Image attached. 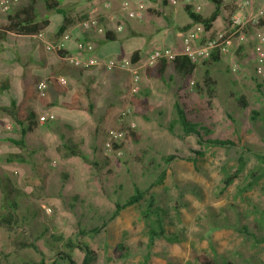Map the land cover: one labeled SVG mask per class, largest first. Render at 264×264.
<instances>
[{
	"label": "rangeland",
	"instance_id": "1",
	"mask_svg": "<svg viewBox=\"0 0 264 264\" xmlns=\"http://www.w3.org/2000/svg\"><path fill=\"white\" fill-rule=\"evenodd\" d=\"M248 1L250 5L244 9L247 13L242 10L243 13L239 16L253 14L260 7L257 0ZM239 3L235 4L238 10ZM92 7L88 6L87 9ZM62 8L68 17L75 21L73 23L79 22L84 11L74 12L75 9L71 8L67 1ZM35 10L38 18L45 19L48 27L51 26V34L48 31L43 32L47 40L51 43L58 42L57 28L63 23V16L46 10L43 0H39ZM260 31L264 34V26ZM254 34L253 29L247 30L242 42L246 43V53L242 54V58L235 57L233 60L235 70L231 67L227 73L220 75L210 108L205 107L203 96L200 97L199 93L193 95L195 91L191 92L192 101H180L186 107L187 118L191 122L209 128L210 134L204 136V140H230L233 146L198 144L194 135L183 136L178 125L170 132L168 125L176 118L172 102L165 103L159 109H146L142 113L143 117L138 118L131 110L134 96L128 98L126 116H118L117 120H122L121 125L108 131H125L124 129L132 125L131 129L138 135V141L123 140L117 144L119 150H113V147L108 150L104 146L108 140L107 131L100 148H97L96 142L78 143L80 146L76 147L87 157L88 162L78 158L67 162L68 159L59 150V144L58 148L54 149L56 141H47L48 145L42 146L41 133L47 129L45 126L27 136L33 151L32 156L35 153L42 156L40 165H36L43 170L42 166H45L49 169L48 173H56L59 176V191L67 187L71 192H82V196L59 197V226L61 228L64 224L73 228L59 230V236L64 237L66 241L78 239L88 245L95 255L91 264H142L147 256L149 264H199L193 258L194 253L206 255L215 264H264V243L256 245L252 237L239 233V229L246 226L257 238L264 234V226L260 231L254 229V221L264 224V216L261 217L264 210V180L253 190L241 194V189L247 183L245 171L222 191L224 167L233 172L238 164L237 160L242 158L246 160V168L249 171L257 167L256 157L264 155V117L261 115L264 113V78L257 77L254 70ZM31 41L41 47L37 39L33 38ZM18 45L21 47L20 53L29 51V48H25L27 46L24 47V43L19 42ZM7 48H10L9 43L0 45V52L4 53L6 59H11L14 54L8 53ZM33 57L32 61L37 62L36 55ZM5 63L6 60L0 58V68L4 67ZM221 69L222 64H216L210 69V75L217 78L218 70ZM142 72L145 71H141L140 76L144 75ZM182 82L183 80L181 86L185 91L187 87ZM9 94L12 100L20 99L21 92L17 81L12 82ZM239 95L246 98L248 107L245 110L236 104L235 98ZM50 96L58 103L64 99L63 94L59 93L51 92ZM197 105H202L204 111L199 112ZM27 109L34 110V107L29 103ZM38 110L44 111L45 108L39 107ZM53 111L58 115L73 113L72 116L64 117L73 121L79 118L82 120L78 112H67L60 109L59 105L55 106ZM252 112L260 115L254 121L251 119ZM3 120L1 124L6 128V140L16 132L18 124L12 115ZM256 126L261 128L257 129ZM55 127L59 129V125ZM53 130L58 132L57 129ZM84 136L88 140L89 136ZM84 136L80 135V139ZM94 137L97 138L98 134ZM170 155L175 158L166 163L163 158ZM162 173L164 176L161 182H158L157 178ZM135 188L149 191L147 196L153 198L154 206L164 211L166 232L171 238L177 239V242L158 240L149 250L146 224L141 217L142 202L121 211L119 216L107 223L98 234L88 233L93 227L100 226L113 211L114 204L124 202L133 194ZM73 192L71 195H75ZM82 200L87 204H96L98 212L93 215V211L83 208L85 206L80 204ZM62 207H68L71 211H63ZM80 208L81 212H85L83 216L95 218L81 225L80 228L85 233L82 236L78 235L79 224L74 226L68 220L72 218L71 212L75 214ZM119 245L123 246L126 254L120 250ZM59 253H70L76 264L82 263L83 253L78 249L67 250L65 243L59 244ZM120 254H125V258L120 259ZM59 264L68 262L59 259Z\"/></svg>",
	"mask_w": 264,
	"mask_h": 264
},
{
	"label": "crops",
	"instance_id": "2",
	"mask_svg": "<svg viewBox=\"0 0 264 264\" xmlns=\"http://www.w3.org/2000/svg\"><path fill=\"white\" fill-rule=\"evenodd\" d=\"M61 1L59 0L60 8L67 1V3H70L71 8L75 9L74 12L84 10L77 23H73L75 21L70 19L72 17H68L67 12L64 10L70 23L67 25L66 30L59 34V42L63 43L65 51L70 56L80 55L75 42L82 40L93 45L92 54L100 59L131 60L136 58V63L142 64L147 55L154 49L182 50V37L192 27L183 30L191 24L185 10L184 0H179L176 5L169 4L167 0H126L133 8L138 3H145L147 11L142 19L131 18L119 9L120 3L124 0ZM220 1L219 17L212 24V28L205 32L199 42L200 44L215 37L221 30L228 29L231 17L243 13L242 10L235 7L239 0ZM263 1L257 0V3ZM104 3H109L110 9L103 10L102 5ZM29 4L30 0H17L11 12L27 7ZM198 5L200 11L197 14L203 18L209 17L215 10V5L209 0H198ZM88 6L93 7L88 10ZM94 9H98L97 12L103 16L101 19L102 24L113 35V40H106L104 33L83 30L80 27V21L89 17ZM244 13L247 12L244 10ZM6 19L7 14L0 11V25L5 24ZM37 19L45 20L39 19L38 15ZM61 25L58 26L59 29ZM117 25L122 27L118 32L115 30ZM50 27L47 25L44 32L48 31L51 34ZM65 36H68V39L65 40ZM32 39V36L12 35L8 41L0 42V45L9 43L10 48H7V52L14 54L11 59H6L4 53L0 52V58L6 60L5 66L0 68V105L10 106L11 102L15 101L9 97L11 84L17 81L20 86L21 76L25 72L47 79L57 63L55 53L44 52L41 47L33 44ZM19 42L24 43V47L27 46L25 48H29V51L20 53ZM245 47L246 43H238L234 40L230 54L219 56L218 62L210 63L208 66L203 64L207 61L194 65L195 69L192 74L186 78L177 75L172 65L162 66L161 62L155 68L145 70V72H142L144 75L140 78V90L132 101V112L137 114L138 118H142V113L146 109H159L165 103L170 102H172L173 109L175 102L178 100L192 101L190 98H192L191 92L193 91H195L194 96L199 93L198 95L203 96L206 101L207 97L204 91L198 92L195 90V85L201 86L206 68L210 74L212 67L216 64H222V69L218 70L217 78L210 75L219 84L220 75L227 73L228 68L234 66L232 63L235 57L242 58V54L246 53ZM33 55H36L37 62L32 61ZM86 57L87 53H81V58ZM253 64L254 60H252ZM64 77L67 84L60 87L59 92L51 89L50 86L48 87L45 98L48 106L40 104L37 98L26 104V110L35 114L31 130L27 131L22 139L21 128L26 129L28 126L24 123L22 127L17 125L16 132L12 136H8L15 141L22 139L24 147L17 146L7 139L4 140L6 128L1 123L4 122L3 118L8 114L0 113V264H39L42 262L44 264L51 262L59 264V244L63 245L67 242L64 237L59 236V230L65 231L71 228L64 224L61 228L59 226V197L82 196V192L78 191H72L75 195H71L72 192L67 187L59 191V176L56 173H48L47 179L39 186L31 183L36 179L33 167L36 164L40 165L42 156L36 153L32 156L33 151L27 136L39 127L45 126L47 129L41 133V145H48L46 144L47 141H56L54 149H57L59 144L60 152L69 162L78 157L68 155L69 152L65 146H77L79 148L78 143H86L87 141L91 144L96 142L97 148H100L101 145L103 146L102 140L106 138L107 131L121 125L120 121L117 120L118 116L128 107L130 77L127 73L106 72L101 67H91L83 69L77 77ZM182 80V83L186 84L187 87L185 91L181 86ZM190 82L194 83L192 90L189 89ZM218 87L220 88L219 85ZM20 92V99L15 102L22 100L21 86ZM51 92L63 94L64 99L58 103L57 100L51 98ZM29 103L32 104L34 110L27 109ZM71 103L78 104L81 109L69 110L64 107L65 104ZM57 105L67 112H78L82 120L79 118L73 121L64 117V115L67 117L72 116L73 113L56 114L53 108ZM39 107L45 108V110L40 111L38 110ZM48 115H53L54 119L44 123L38 121L39 117ZM56 125H59V129L55 127ZM53 129H57L58 132L55 133ZM77 134L88 135L89 138L87 140L84 136L80 139V135ZM95 134H98L97 138L94 137ZM34 157L36 159H33ZM42 167L46 171L49 170L45 166ZM80 204L85 206L83 208L93 211V215L98 212L96 204H87L83 200ZM67 208L62 207L61 210L70 212L71 210ZM81 210L82 208H80V211H75V214L71 212L72 218L68 219L74 226L79 224V228L76 227L78 230H83L80 227L86 224L85 222L95 219L94 216H83L85 212H81ZM64 231L63 235L65 236Z\"/></svg>",
	"mask_w": 264,
	"mask_h": 264
},
{
	"label": "trees",
	"instance_id": "3",
	"mask_svg": "<svg viewBox=\"0 0 264 264\" xmlns=\"http://www.w3.org/2000/svg\"><path fill=\"white\" fill-rule=\"evenodd\" d=\"M215 5V10L213 13L207 17L203 18L197 13L192 12L191 8L186 6L185 10L187 15L189 16L191 20V24L187 27H185L183 30L188 29L194 24H201L203 25V28L205 32L209 31L212 28V24L214 21L219 17V7L221 5L220 0H209ZM39 0H30V4L27 7H23L19 10H16L14 12H9L7 14L6 23L3 25H0V42L8 41V39L12 35H18V36H36L42 32L45 31L48 22L46 20H38L37 14L35 11V6ZM45 9L48 11H53L58 15L63 16V23L59 29L57 34H62L66 28L67 25H69V18L66 16V12L64 9L59 7V2L57 0H43ZM84 20V19H82ZM81 20V21H82ZM99 22L102 23V20L99 19ZM264 26V15L260 19L259 27ZM104 36L106 40H113V35L109 31L104 32ZM68 53L65 50L58 51L55 53L57 63L52 68L47 81L51 89L59 92L61 88L57 86L56 84V77L59 75H64L69 78L77 77L81 74L83 69H80L78 67H74L69 65L67 62L64 61V56ZM219 60V55L215 52L211 55V57L207 60L206 63H203L204 66H208L210 63H216ZM131 61L133 63H136V58H132ZM162 66H167L168 64L172 65L173 70L177 75L180 77L186 78L190 76L195 69V66L188 60V58L184 56H177L174 60L171 62L162 61L160 63ZM42 78L39 75L32 74L30 72H25L20 79V86L22 91V100L20 102H11L10 106H4L0 105V113H6L8 115H12L15 119L16 123L22 127L24 123L28 124L26 129L21 128V136L22 139L25 136L26 132L31 130V127L33 125V121L35 119V114L32 111L26 110V104L32 100H35V91L34 86L35 84L40 81ZM216 87L217 83L216 81L210 76L207 68L204 71V75L202 77V84L201 86L195 85V90L200 92L201 90L204 91L206 98V104L205 107L210 108L212 104V99L215 98L216 94ZM203 94V93H202ZM236 104L239 108L245 110L248 107V103L246 101V98L242 95H239L235 98ZM40 104L44 106H48L45 102V99L39 100ZM64 107H66L69 110H80L81 107L76 103L71 104H65ZM199 112L204 111L202 105H197L196 107ZM174 115L175 120L173 122H170L168 125V130L170 132L173 131L175 125H178L181 129V133L183 136L188 135H194L196 137V141L198 144H208L211 146L216 147H226V146H233V142L230 140H219V139H206L204 140V136H208L210 134L209 128L206 127V125H202L197 122H191L187 118V111L186 107L181 104L180 101H176L174 104ZM92 110V109H91ZM264 117V113L261 114ZM260 115L259 113L252 112L251 119L252 121L256 120ZM257 129L261 127H257ZM125 134L123 137V140L131 139L132 141L136 142L138 141V135L134 133V131L127 127L124 129ZM123 131V130H121ZM15 141L14 139L7 138L8 141L11 143L24 147L23 140ZM113 150H119L120 148L117 146V144L112 145ZM65 148L68 150L70 156H76L80 158L84 162H88L86 157L79 151L75 146H65ZM175 157L173 155L164 157L163 160L168 163ZM258 165L256 168L250 169L247 171L246 165L247 162L245 159L239 158L237 160L238 164L235 167L233 172H230L228 169L223 168V179H222V191L226 190L228 186H230L235 179H238L245 171H246V177H247V183L246 185L241 189V194L245 191L253 190L256 188L260 181L264 180V155L257 156L256 157ZM195 163V162H194ZM33 171L35 172L36 179H34L31 183L34 185L39 186L40 184L44 183V181L48 177V171L43 170L39 165H34ZM164 176V173L158 176L157 180L158 182H161L162 178ZM149 191L140 190L138 188L134 189V192L131 196H129L124 202H116L114 204V209L110 213L109 217L106 220L102 221V224L98 227H95L93 229H90L88 233L90 234H98L99 231L106 226V224L115 218H117L121 211L125 210L126 208H129L134 205H138L139 203H143V211H142V219L144 220L146 224V237L148 240V248L151 250L156 241L158 240H165L172 242H177V239L171 238V235H169L168 232H166L165 229V215L164 211L161 208L154 206V201L152 197H148ZM147 196V197H146ZM264 216V210L261 212V217ZM264 224L255 222L254 221V229L255 230H262ZM239 233L244 234L247 237H252L254 243L256 245H259L260 243H264V234L262 237L257 238L255 234L250 233L248 228L246 226H243L239 229ZM84 230H80L78 232L79 236L84 235ZM65 248L67 250H73L78 249L80 252L83 253V259L81 264H91L94 259L95 255L94 252L89 248L88 245L81 243L78 241H72L68 240L65 243ZM119 248L121 251H124V248L122 245H119ZM123 253L126 254L124 251ZM125 254H120V259L125 258ZM193 258L195 261L199 264H215L211 259H209L204 254L194 253ZM59 259L67 261L68 264H76L69 253H59ZM39 264H44L39 263ZM49 264H56V262H51ZM142 264H149V258L148 256L143 259ZM230 264V263H226Z\"/></svg>",
	"mask_w": 264,
	"mask_h": 264
},
{
	"label": "built area",
	"instance_id": "4",
	"mask_svg": "<svg viewBox=\"0 0 264 264\" xmlns=\"http://www.w3.org/2000/svg\"><path fill=\"white\" fill-rule=\"evenodd\" d=\"M17 0H0V11L8 14L10 8ZM169 4L176 5L179 0H167ZM185 6L191 8L192 12L198 13L200 11V6L198 5V0H184ZM250 5L248 0H240L238 7L240 10L247 9ZM103 10L110 9L109 3H104L102 5ZM119 9L125 12L129 17L135 19H142L147 7L145 3H138L133 8L130 3L126 0L120 3ZM93 11V10H92ZM98 9H94L89 17L80 22V27L83 30H94L98 33H104L106 31L104 25L99 22L103 16L100 15ZM264 15V1L260 3V7L253 14L241 17L234 15L230 19L229 28L221 32L218 36L214 38L207 39L203 44H200V40L205 34L203 25L194 24L191 29H189L182 37V50L175 51L170 48L154 49L145 58L142 64L133 63L129 59H100L92 54L93 45L89 42L78 40L75 42L77 51L80 53L79 56H70L69 54L64 56V61L69 65L78 67L80 69H88L91 67H101L106 72H124L130 77V84L128 87V92L130 96H135L140 90V73L147 69L155 68L160 62L166 61L171 62L177 56H184L193 65L201 64L207 61L212 54L215 52L221 55H228L231 52L234 40L238 43H242L245 40L246 32L248 29H253L255 35V45H254V55H255V74L259 78H264V34L260 31L259 27L260 19ZM122 29L120 25L115 27L118 32ZM33 38L37 39L40 46L45 52L56 53L58 51L65 50L62 42L51 43L47 40V37L40 33ZM65 40L68 36H65ZM81 53H87L86 58H81ZM233 70H235L233 68ZM56 84L59 87H64L67 84V80L64 76H58L55 79ZM194 86L193 82L189 83V89L192 90ZM49 84L47 79H42L38 81L34 86L35 96L38 100L45 99L47 96ZM128 110L121 112L120 116L124 118ZM53 115L41 116L38 118L40 123H44L49 120H53ZM120 122L122 120H119ZM132 128L133 126L130 125ZM8 128V127H7ZM125 132L120 130H110L108 131V140L105 142L104 146L110 150L113 144H119L123 141Z\"/></svg>",
	"mask_w": 264,
	"mask_h": 264
}]
</instances>
